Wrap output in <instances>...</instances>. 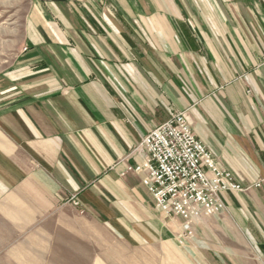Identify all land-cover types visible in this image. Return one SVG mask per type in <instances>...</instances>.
<instances>
[{
  "label": "crops",
  "instance_id": "0c3cea01",
  "mask_svg": "<svg viewBox=\"0 0 264 264\" xmlns=\"http://www.w3.org/2000/svg\"><path fill=\"white\" fill-rule=\"evenodd\" d=\"M25 40L0 79V215H62L75 197L135 243L180 236L134 147L186 111L222 168L260 184L193 223L189 263L264 264V0H35Z\"/></svg>",
  "mask_w": 264,
  "mask_h": 264
},
{
  "label": "rangeland",
  "instance_id": "374dc122",
  "mask_svg": "<svg viewBox=\"0 0 264 264\" xmlns=\"http://www.w3.org/2000/svg\"><path fill=\"white\" fill-rule=\"evenodd\" d=\"M34 6L35 0H0V79L27 48ZM243 186L238 192L254 185ZM70 203L76 211L64 208L62 215L32 217V222L26 216L0 215V264H190L187 244L180 240L193 236V223L221 216L226 209L223 202L217 214L188 223L182 220L188 229L176 238L135 243L118 235L101 217L87 215L75 197ZM19 219L26 222L16 223Z\"/></svg>",
  "mask_w": 264,
  "mask_h": 264
},
{
  "label": "built area",
  "instance_id": "2783aa9c",
  "mask_svg": "<svg viewBox=\"0 0 264 264\" xmlns=\"http://www.w3.org/2000/svg\"><path fill=\"white\" fill-rule=\"evenodd\" d=\"M134 150L146 154L134 170L144 172L142 184L166 217L188 223L202 215L217 214L224 207L222 193L245 189L195 136L186 111L170 113Z\"/></svg>",
  "mask_w": 264,
  "mask_h": 264
}]
</instances>
